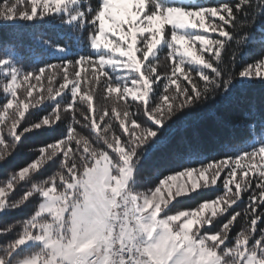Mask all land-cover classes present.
I'll return each mask as SVG.
<instances>
[{"label": "snow or ice", "instance_id": "obj_1", "mask_svg": "<svg viewBox=\"0 0 264 264\" xmlns=\"http://www.w3.org/2000/svg\"><path fill=\"white\" fill-rule=\"evenodd\" d=\"M41 24L66 41H40L60 62L25 69L12 39ZM0 30V264H264V55L238 72L221 55L264 46V0H0ZM82 81V103L99 88L112 108L66 122ZM236 113L250 139L228 138L223 158L174 145Z\"/></svg>", "mask_w": 264, "mask_h": 264}, {"label": "trees", "instance_id": "obj_2", "mask_svg": "<svg viewBox=\"0 0 264 264\" xmlns=\"http://www.w3.org/2000/svg\"><path fill=\"white\" fill-rule=\"evenodd\" d=\"M215 2L216 0H209V3L214 4ZM244 27L250 28L251 23L244 25ZM0 39L8 40L10 38L8 37L6 32H4L3 30H0ZM42 39L50 40L53 44H57V43L64 44L66 42L64 40L59 39V31L57 29L49 28L48 26L43 25V24H41L36 29H25L21 36H19L18 38L12 39V44L15 46L16 50L23 54V59L20 62L19 66L24 67L25 69H29L31 67L44 66L47 63L60 62L56 57L50 55V51H51L50 49H46L40 43ZM234 50L236 52V55H235L236 64L234 66V71L236 72L243 70V68L246 67L247 64L249 63H255L262 55H264V46L259 45V44L252 45V51L247 57L242 58L240 56V51H241L240 49H236L235 46H233V49H228L227 45L225 46V49L221 50V55L226 61L230 60L231 58H233L232 53ZM164 56H166V51L165 53L161 54V59L159 62H161L162 60L171 61V58L164 59ZM34 57L39 58V63L35 62ZM163 67H165V65H163ZM157 71H160L159 67H157ZM164 73L165 72H158V74H161L162 76ZM44 81H46V79H44ZM161 83H163V80L161 81ZM89 93L92 95V99H94V102H91V104L89 101H87V103H82V100H87V98L84 97V92L83 94H78L77 100L73 108L68 110V115H66L65 117L66 122H71L72 120L71 113L76 111L77 106H79L81 110H84L87 108L88 109L87 115L89 116H95L105 108H107L109 111L111 110L112 108L111 99L106 94H101V90L99 88H96L94 92L90 89ZM66 94L67 93L63 95H66ZM252 96L255 99L257 106H259L260 98H261L259 87H257L254 90V92L252 93ZM97 97L99 98V101L102 102L100 103L101 106H99V104L95 102V98ZM56 99H60V97H57ZM32 110L33 109H31L30 111ZM76 114H77V119H80L83 121V117L80 116V113L77 112ZM97 122L101 123V127H103L102 122H99V121ZM115 123H118V121H116ZM245 123L246 121L244 120L243 114L236 113L230 117L227 125L224 127L217 128V127H214L206 123L200 125L199 134L197 136H192L191 131H188V132L175 131L173 142H174V145H176L181 150H183L188 145H181L179 141L181 140V137H187L188 144L191 147L199 148L200 150L208 154H216V158L220 159L223 157L219 153L223 147V144L227 141L228 138H234L233 142L235 143L241 142L246 137L250 139V137H248L247 135L246 129L242 127V125H244ZM74 126L76 127L77 132H81L80 125H74ZM179 128H180V121H178L177 124L173 125L174 130H177ZM90 131L91 129H84L83 132H81V134L88 136ZM38 146L39 145L35 139L24 143L23 146L19 149V154L13 153V156L16 157V161L13 162L12 167L14 168L17 162H19L20 164H24L30 161L34 155L33 151L31 150ZM158 166H167V165H158ZM151 167H152L151 165L148 166L149 169H151ZM171 174H175V173H171ZM2 175H3L2 170H0V177H2ZM143 177L144 179L145 178L151 179L149 180L151 185H155L157 183V179L151 171L146 172ZM162 178L163 177H161V179ZM146 186H149V185H146ZM241 190H242L241 193L243 196H245V200H246V194L243 192V189ZM24 215L25 213L18 212L15 216V219H21L24 217ZM11 219L12 217L9 218V220ZM5 222L6 221H0V224L5 223ZM2 239H6V238H0V240Z\"/></svg>", "mask_w": 264, "mask_h": 264}, {"label": "rangeland", "instance_id": "obj_3", "mask_svg": "<svg viewBox=\"0 0 264 264\" xmlns=\"http://www.w3.org/2000/svg\"><path fill=\"white\" fill-rule=\"evenodd\" d=\"M39 11V10H38ZM218 19V18H217ZM213 36H216V35H218V33H213L212 34ZM164 63V64H163ZM171 63H172V60L171 61H169V60H162L161 62H159V64H158V67L160 68V71H157V72H168V73H170V65H171ZM166 64H168V65H166ZM163 65H165V67H163ZM164 69V70H163ZM107 70V69H106ZM259 71H262V72H264V67H261V68H259L258 69ZM47 74V73H46ZM83 72H81V77H83ZM44 79L45 78H41V81L36 85V87H35V89L33 90V97H35L36 95H37V92L38 91H43V88H41V85H43L44 86V88H45V86L47 87V81H44ZM70 79H71V77H70ZM257 79H259V78H257ZM18 84H19V80H18ZM27 85L26 84H19V87H18V89H17V95H18V97H20L21 96V93L23 92V89H24V87H26ZM56 86H58V84H56ZM69 87H71L70 85H69ZM82 87H83V89H82ZM82 87H81V92L79 93V94H83V92H84V82H82ZM65 93H67V90H65V92L64 93H62V95L63 94H65ZM95 95H97V94H95ZM95 97V96H94ZM130 98V97H129ZM29 99H31V98H29ZM103 99V98H102ZM90 104H91V102H94V99H91L90 101ZM95 102H97V104H99V106H101L100 105V103H102L101 101H99V98L97 97V98H95ZM32 108H31V105L29 106V110H31ZM94 109V108H93ZM243 163V162H242ZM223 178V173L221 174V179ZM142 180L143 181H146V185H151V183H150V181L149 180H151V179H144V177H142ZM237 180H239V173H238V175H237ZM219 182V181H218ZM185 184V185H188V184H190L191 183V179L190 178H178L177 179V181H175V182H173V184H172V187H173V189H175L176 187H178V186H180L181 184ZM165 191L167 190V189H164ZM242 191V190H241Z\"/></svg>", "mask_w": 264, "mask_h": 264}]
</instances>
